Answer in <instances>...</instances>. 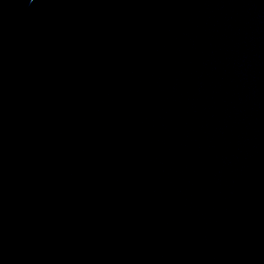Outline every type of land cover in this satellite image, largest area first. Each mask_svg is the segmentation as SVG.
I'll return each instance as SVG.
<instances>
[{
	"label": "water",
	"instance_id": "1",
	"mask_svg": "<svg viewBox=\"0 0 264 264\" xmlns=\"http://www.w3.org/2000/svg\"><path fill=\"white\" fill-rule=\"evenodd\" d=\"M0 264H264V0H0Z\"/></svg>",
	"mask_w": 264,
	"mask_h": 264
}]
</instances>
